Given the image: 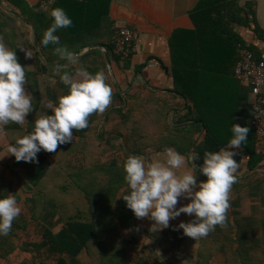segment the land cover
I'll return each instance as SVG.
<instances>
[{"label": "crops", "instance_id": "crops-1", "mask_svg": "<svg viewBox=\"0 0 264 264\" xmlns=\"http://www.w3.org/2000/svg\"><path fill=\"white\" fill-rule=\"evenodd\" d=\"M24 1L34 10H41L40 0ZM198 2L199 0H111L105 41L110 40L115 26H133L139 31L136 51L125 60L116 59L115 55L106 53L102 45H88L78 53L79 64H85L83 69L87 71L96 67L104 72L106 82L112 87V94H116L119 100L116 102L115 98V104L102 116L99 115V118L112 119L114 115L116 119L112 120L116 123L121 116H128V135L133 136V126L134 132L148 133V138L151 140L148 143L144 142L146 148L154 149L164 136L173 139V134H184L192 128L196 130L193 137L200 140L204 129L200 123L195 125L196 123L191 120L198 114L217 120V124H223L224 128L229 125L231 127L235 123L251 126L250 87L248 84L240 83L233 72L239 43L253 50L258 58L264 59V0H236L232 5L223 3L222 0H208L215 10V16L217 13L224 15L222 25L228 33L234 34L239 42L232 47L206 44L205 49L211 48V62H204V65L218 73H214L215 71L211 74L207 73L203 79L193 77L189 84L185 83L181 87L180 84L185 82L183 72H178L175 80L173 79L170 38L174 31L195 28L196 23L190 13L193 14ZM4 4L0 0V9L3 11H5L2 9ZM225 5L231 9V12L235 11L236 6L240 8L239 21L228 18L229 13ZM194 16L199 24L201 22L199 13H194ZM27 24L34 37L32 25ZM176 35L186 36L182 33ZM175 40L179 41L180 38ZM176 44L179 46L177 52L183 53V47L185 48L183 39L181 38L180 44L178 42ZM35 49L37 50L38 47L35 46ZM225 54L226 58L223 59ZM180 56L182 57L181 54ZM179 62L182 68L189 67L184 61ZM45 65L46 71L40 69L38 75L41 94L38 110L44 105L43 83L47 84L46 87H52L57 82L56 71L52 69L55 67L51 64ZM63 65L67 67L60 70L62 73L68 72L73 78H79L77 65L73 66L68 62ZM73 68L76 70L72 71ZM195 68L194 66V70ZM53 80L55 83H52ZM179 87L191 94L200 90L195 97L200 110L195 108L193 101L176 92ZM25 88L28 89L27 86ZM118 92L123 97L122 100L120 96L118 99ZM58 95L60 97L62 94ZM48 96L49 94L46 97ZM105 122L100 120L97 127L98 133L102 136L107 131L114 132V123L107 120L105 125ZM143 138L142 135L140 139ZM169 144L160 146L173 148V145L169 146ZM252 149V154H249L241 148L234 157L238 161L239 168L236 173L237 181L232 185L229 193L230 207L225 224L216 226L208 238L194 240L186 235L173 250L168 241L162 242L150 236L151 240L153 239L151 247L156 252L157 258L156 261L153 259L152 264H264V156L257 154L254 149V134ZM163 152L164 150L152 151L150 157L160 159ZM185 157L187 160L189 155ZM188 167H191L190 162L185 168L178 170V174ZM40 173L41 171L38 172L39 175ZM198 179L203 180L206 177L199 175ZM188 202V199L181 198L177 207ZM131 214L129 228L142 231L147 224H150L148 218L138 219L133 212ZM41 216V223L47 227L58 226L56 223L58 212L49 209L43 211ZM191 219V216L182 213L179 217L170 220L169 225L179 224L181 221L189 222ZM153 223L147 228L151 232L155 228L159 229V226ZM0 264H5V259L0 257Z\"/></svg>", "mask_w": 264, "mask_h": 264}, {"label": "trees", "instance_id": "trees-1", "mask_svg": "<svg viewBox=\"0 0 264 264\" xmlns=\"http://www.w3.org/2000/svg\"><path fill=\"white\" fill-rule=\"evenodd\" d=\"M1 1L8 4L13 12L20 14L25 19L26 23L32 25L36 37L35 46L38 47L36 50L35 46L29 43L25 32L21 30L19 24H16L18 18L16 16H9L5 11L0 9V37L3 38L7 47L14 49L18 62L24 66L27 80L26 85L33 96L32 103L34 111L29 113L26 117L27 126L23 130V135H27L33 130L35 121L34 117L41 103L40 85L38 80V75L41 72L40 69L46 71L45 64H51L52 67H55L56 64L63 65L67 62L61 60L55 54L54 48L56 45L50 44L44 46L41 43L44 31L52 23V18L49 16L50 10L55 7H62L73 21L71 27L62 28L57 31L56 35L59 36L61 45L67 46L71 51L76 53H79L88 45H102L105 48L106 53L115 55L110 40L105 41L109 27L108 14L111 0H86L84 2H77L74 0H54L46 11L34 10V8L29 7L24 0ZM222 2L232 5L236 0H222ZM226 9L229 13L228 18L239 21L240 8H237L236 6L234 12H231V9L227 6ZM214 12L215 10L213 9V6L211 7V2H208V0H199L193 10V14L192 12L190 13L193 21L196 23L195 28L193 30L174 31L170 38L173 79L175 80L178 72L182 71L185 82L180 84L181 87L185 83L189 84L193 77L203 79L207 73L211 74L213 71H215L214 73H218V71L204 65V62H211V48L205 49L206 44L210 43L211 45L213 44V46L215 44H221L224 47H232L239 42V39L235 37L234 34L228 33L222 25L224 22L223 20L225 19L224 15L222 16L220 13H217L220 16L217 14L215 16ZM194 13H199L201 21L199 24L195 19ZM246 17L247 16H245V18ZM177 33H182V35L184 34L186 36L178 37L176 35ZM176 38H180V40L176 41ZM181 38L183 39L185 46V48L183 47L184 51L182 50L183 53L177 52L179 46H177L176 42L180 44ZM251 51L254 53L255 57L258 58L255 52L253 50ZM26 53H29L31 57H27ZM225 58L226 54L223 55V59ZM116 59L119 58L116 56ZM37 61L39 63L41 62V64L37 63ZM179 61H184V63H186L191 69L189 67L186 69L182 68V66L179 65ZM77 66V68H82L83 66L85 67V64H78ZM194 66L196 67L195 70ZM52 69L55 70V68ZM75 70V68L72 69V71ZM87 72L95 74L100 72V69L96 67L89 68ZM219 72L222 73V70L219 69ZM62 74L61 71L55 73L57 82L55 83V86L51 88L52 91L48 93L49 96L54 95L55 98L58 99L59 93L64 95L68 92V86L64 85L60 80ZM73 79H77V77H74ZM199 91L200 90L191 94V92L184 90V88L182 89L179 87L176 90L180 95L193 101L197 110H200V106L195 97ZM120 95V92H118V99ZM116 97V94H112V102L108 108L115 104ZM120 99L122 100L123 97L120 96ZM50 101L54 104L58 102L56 99H50ZM117 101L119 100L116 98V102ZM48 111L50 112V110ZM99 115L102 116V114L94 113L89 117V125L87 128L79 131L73 130V141L60 145L57 152L50 153L43 150L39 152L37 154L38 162L28 163L21 161L19 164L16 162L14 156H10L12 166L18 167V165H26L25 172L21 174L15 172L17 174L16 177L11 175L12 177L6 178L7 180L0 175V196H6L9 193L15 196L13 190L14 182L16 183L18 179L19 182H22V177L29 172H42L43 177L41 176L39 178L38 188L42 189L50 186L57 189L55 193H52L50 190H43V192L45 191V194H43V192L41 194L35 191L36 195L41 194V197L47 198L44 203V208L42 207L38 211L37 207L34 206L31 211H28L27 213L21 212L16 218L17 223H19L20 220L24 221L23 223L18 224L20 228H31L33 231V237L35 236L34 239L30 240L31 247L23 249L25 255L23 254L21 259H26V263L24 264H33V261H35V264H47L49 263L48 261L50 258L55 260L54 264H64L67 259H70L73 264H76L79 262L80 254L89 249V243L91 241L98 242V249L100 251L101 245L103 246L102 248H105L104 246L106 245V249H108L111 254L112 252L119 253L121 252V249H124V251L126 250L123 242L126 244L127 241L122 237L114 235L118 226L115 215L117 204H119L118 194L119 192L121 194L124 190H128V185L124 179V163L120 164V162L117 163L116 161L118 156L117 146H113L114 144L111 141L109 142V147L107 149L109 152V158L106 159V162L102 161L101 164L95 167L86 165L85 163L84 147L90 143L89 138L97 133V142L101 140L99 139L98 125L95 126L94 124L95 119L99 118ZM126 117L128 118V116H124L123 118ZM112 119H116L114 115ZM112 119L111 117L108 118V120H111L112 123H114ZM191 120L196 123L195 125L200 123L202 129H204L203 137L200 140L193 137V133L195 134L196 130L195 128H192L184 134H173V139L164 136L163 140H161L154 149L145 148L156 152L163 151L165 148L160 145H168L169 142H171L169 146L173 145V148L179 153L189 156L193 154L199 156L200 159L196 161V163L200 164L202 163L206 151H217L220 148L225 147L228 140L232 137L230 125L224 128L223 124H217V120H213L211 117L198 114L197 117H193ZM120 121H122V124H125V120L121 119ZM106 123L107 121L105 122V125ZM114 127H116V124ZM247 127L249 128L248 138L247 141L242 144L241 148L247 153L252 154V136L254 133L252 125ZM3 128L11 131L22 130L20 125L15 123L5 125ZM113 133L114 132L111 131L107 133L105 139L109 140L112 137H117L116 139L120 138L115 134L112 135ZM13 136H15V134H13ZM128 136L132 135L129 134ZM8 137L10 142L14 143L12 137H10V135ZM105 144L108 143L105 142ZM5 145H8V143ZM135 149H140V146H131L129 148L132 154L139 155L136 153ZM93 165H96V163ZM22 174L24 175L22 176ZM36 195L33 194L31 196L36 198ZM65 197L78 198L79 203L87 202L88 205L86 208L89 209V218H82L80 215L82 214L81 212L76 214L68 213V210L63 209L64 205L57 207L56 199H62L61 201H58L62 204L68 200L67 198L66 201H63ZM66 204L69 205L68 202H66ZM49 209L59 213V216L56 219L58 226L47 227L41 223L40 218L42 217L41 215L43 211ZM78 211L80 210L78 209ZM26 215L29 217L26 218ZM176 226H178V224L172 223V225H169L167 228L160 230L155 228L150 233L151 237L157 238L162 242L168 241L173 250L186 236L183 233V230ZM112 234V241L106 242L105 239L107 235L109 237ZM210 236L211 232L203 238H208ZM10 243L11 242H8V240L0 242V257L5 259V264H11L8 260L9 257H16L18 255L17 249L19 248L14 245H10L9 248H7ZM143 255L145 254L139 253L137 259L140 261H136L133 264H151ZM153 259L156 261L157 258L155 255L153 256Z\"/></svg>", "mask_w": 264, "mask_h": 264}, {"label": "clouds", "instance_id": "clouds-1", "mask_svg": "<svg viewBox=\"0 0 264 264\" xmlns=\"http://www.w3.org/2000/svg\"><path fill=\"white\" fill-rule=\"evenodd\" d=\"M49 16L52 23L44 31L42 45H56L54 52L61 60L78 65L79 54L61 45L56 35L59 29L71 27L72 19L62 7L52 8ZM26 56L31 57L29 53ZM65 67L56 64L55 71ZM77 72L78 79H73L68 72L60 76L68 92L57 103L49 101L43 106L50 112L34 121L30 133L8 143V155L14 156L16 162H38L37 154L42 150L57 152L60 145L73 141V130L87 128L89 117L94 113L103 114L111 104L112 87L103 71L91 74L78 68ZM26 83L24 66L18 62L14 49L7 47L0 37V129L9 123L24 125L28 114L34 111L33 96L26 91ZM230 130L232 137L227 145L217 151H206L200 164L196 163L199 156L193 154L186 160L185 155L171 147L164 149L160 159L129 155L123 164L129 192L122 198L127 208L138 219L152 220L159 229L169 227L170 220L182 213L187 214L192 219L181 221L176 227L194 240L206 237L218 225L223 226L230 207L229 193L237 181L239 164L234 157L249 133V128L239 123L233 124ZM189 161L191 167L178 174ZM201 174L206 179H198ZM181 198L189 202L177 207ZM21 212L14 195L0 196V236L9 234Z\"/></svg>", "mask_w": 264, "mask_h": 264}, {"label": "rangeland", "instance_id": "rangeland-1", "mask_svg": "<svg viewBox=\"0 0 264 264\" xmlns=\"http://www.w3.org/2000/svg\"><path fill=\"white\" fill-rule=\"evenodd\" d=\"M2 9H4L5 12L9 16L13 15V13L11 12L12 9L8 4L5 3L4 5H2ZM16 24L17 25L19 24V26L21 27V30L24 31L25 34L29 35L27 37L29 40V43H31V45H34V37L32 36V30L30 29L29 25L26 23H23L19 18L16 20ZM46 85H47L46 83L45 84L43 83V85H42L44 105L47 102H49L50 99H56L58 101V99L55 98L54 95L48 96V98L46 97L47 94L52 91L51 88L53 87V86L52 87H46ZM45 88L47 90H45ZM26 91L30 92L29 89H27ZM249 99L251 101L253 99V96L251 94H249ZM43 106L38 110V113L34 117V120L38 119L41 115L45 114L46 109H44ZM121 119L125 120V124L121 123L122 122V121H120ZM100 120L107 121L108 117L107 118H96L94 121L95 126L99 124ZM127 120H128L127 117L123 118L121 116L119 118V121L114 123V125L116 124V127H114V129H115L114 134L116 136H119L120 137L119 139H116L117 137L116 138L112 137L106 141V143H108V144H105V138H106L105 134L109 133L110 131L109 132L107 131V133H105L103 136L99 134V139H101V140H99L100 143L97 142V140H98L97 133H95V135H92L89 138L90 143H88L84 147V154H85L84 157H85L86 165H90L92 167H95V166L101 164L102 161L106 162V159L109 158L108 157L109 152L107 151V149L109 147L110 141L114 144L113 146H115V145L117 146V150H118V156H117V160H116L117 163L120 162V164H123L127 158L126 156L134 155L130 152L131 150H129V148L131 146H137V145L140 146V149H135L136 153H138L139 155H143V156H147V157H150V155H152L151 152L153 150L146 149L144 147V142L146 141V143H148L151 140L148 138L149 137L148 133L143 134V131L134 132L135 127L133 126L132 127L133 136L127 137L128 136L127 131L129 128L128 127L129 121L127 123ZM9 124H12V123H9ZM26 124H27V121H25L24 125H22V126L20 125V128L22 130L11 131V130H5L4 128L0 129V154L1 153L3 154L0 156V160H1L0 161V175L4 179L10 178L12 176L16 177L17 174L15 172H19L20 174L25 172L26 165H18V167L12 166L11 161H10L11 155H8V152H7V146L8 145H5V144L10 142L9 137H8L9 135H10V137H12L13 141H15L17 138L24 136L23 130L26 128V126H27ZM132 125H133V123H132ZM13 134H15V136H13ZM93 134H94V132H93ZM142 135L144 136V138H143L144 140L140 139V138H142ZM91 143H93V144H91ZM2 162H4V163H2ZM18 163L20 164V162H18ZM94 163H96V165H93ZM5 164H7V165H5ZM23 175L24 174H22V176ZM41 176H42V172L40 173V175L38 174V172H36V174L29 172V173H27V175H24V177H22V180H21L22 182H19V179H18L16 181V183L14 182V184H13V190L15 192V197H16L18 205L21 207L23 213H27L28 211H31V209L34 206L37 207L38 211L40 208H42V207L44 208V203H45V200H47V198L41 197L43 190H45V191L50 190L52 193H55L57 190L56 188L54 189L50 186L44 187L42 189L38 188L39 178ZM35 191L37 193H41V194L36 195ZM45 191L43 192V194H45ZM128 192H129V188H128V190H124L121 194H120V192L118 194L119 195L118 196L119 197L118 198L119 204H117V208H116V212H115L116 222H117L118 226H117L116 232H114L115 236L122 237L127 241L126 244L123 242V245L125 246L126 250L124 251V249H121V252H119V253H113L112 252V254H111L108 251V249H106V245L104 246L105 248H102L103 246L101 245V251H100L98 249V242L91 241L89 243V249L80 254L79 262L76 264H133L136 261H140L139 259H137L139 253L145 254L143 256H145L146 260L149 261V263H151V264L153 263V261H154L153 256L156 255V252H154L153 248L151 247V246H153V239L151 240V237H150L151 236V234H150L151 230L147 229V228H150L149 226L153 221L149 219L150 224L149 225L147 224L145 229H143L142 231L137 230L133 227L129 228L130 223H131L132 211L129 208H127L126 202L122 198ZM33 194L36 195V198H34V196H31ZM67 198L68 197H65L63 199V201H66ZM61 200L56 199L57 207H61V205H64L63 209L68 210L69 211L68 213L76 214L78 212H81L82 214H80V215L82 216V218H84V219L89 218V215H90L89 209L86 208L88 205L87 202L86 203L85 202L79 203L78 198L70 197V198H68L69 201L68 200L66 201L69 203V205H67L66 202H63L62 204H61V202H58ZM47 208H49V207H47ZM78 209L80 211H78ZM59 210H60V208H59ZM28 217L26 215V218H28ZM16 220L17 219H15L13 221L12 229L9 232V234L6 236H0V242H5L8 240V242H11V243L8 244L7 248H9L10 245H14L15 247L20 249V250L17 249L18 255L16 257H9V259H8L9 263H11V264H24V263H26V259H21L23 254L25 255V253L23 252V249H25L27 247L28 248L31 247L30 240L34 239L35 236L33 237V234H32L33 231L31 228H27V229L20 228V226L18 224L23 223L24 221L20 220V222L17 223ZM33 224H35V223H33ZM112 236H113V234L109 237L107 235L105 241L106 242L112 241V238H111ZM147 237H150V238H147ZM104 244H106V243H104ZM48 262L49 263H47V264H51V263L54 264L55 260L53 258H50ZM33 264H35V261H33ZM64 264H73V263L70 259H67ZM144 264H146V263H144Z\"/></svg>", "mask_w": 264, "mask_h": 264}, {"label": "built area", "instance_id": "built-area-1", "mask_svg": "<svg viewBox=\"0 0 264 264\" xmlns=\"http://www.w3.org/2000/svg\"><path fill=\"white\" fill-rule=\"evenodd\" d=\"M51 3L50 0H40V9L48 10ZM138 38L139 31L133 26L113 28L110 42L119 60L128 59L136 51ZM237 50L238 57L233 75L240 83L248 84L250 87L253 96L251 125L254 132V149L257 154L264 156V59L256 58L254 53L241 43L237 45Z\"/></svg>", "mask_w": 264, "mask_h": 264}, {"label": "water", "instance_id": "water-1", "mask_svg": "<svg viewBox=\"0 0 264 264\" xmlns=\"http://www.w3.org/2000/svg\"><path fill=\"white\" fill-rule=\"evenodd\" d=\"M11 12L13 13L14 16H16L17 18H19L22 22L26 23L25 19L20 14L15 13L13 11H11ZM34 44L36 45V37H35V35H34Z\"/></svg>", "mask_w": 264, "mask_h": 264}]
</instances>
